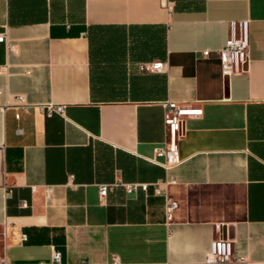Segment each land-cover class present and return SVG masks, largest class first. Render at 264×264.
Wrapping results in <instances>:
<instances>
[{
	"label": "crops",
	"instance_id": "0c3cea01",
	"mask_svg": "<svg viewBox=\"0 0 264 264\" xmlns=\"http://www.w3.org/2000/svg\"><path fill=\"white\" fill-rule=\"evenodd\" d=\"M169 2L0 0V32L16 46L0 42L6 264H110L113 254L124 264L264 262V0ZM243 19L250 59L226 77L217 50ZM155 61L166 71L140 70ZM18 95L66 104L65 116L25 113ZM167 100L203 110L186 118L169 167L154 155ZM117 180L148 188L112 185L101 197L99 184ZM167 197L178 204L171 219ZM217 238L244 260L206 262Z\"/></svg>",
	"mask_w": 264,
	"mask_h": 264
},
{
	"label": "built area",
	"instance_id": "2783aa9c",
	"mask_svg": "<svg viewBox=\"0 0 264 264\" xmlns=\"http://www.w3.org/2000/svg\"><path fill=\"white\" fill-rule=\"evenodd\" d=\"M167 7L171 4L169 0H162ZM230 36L226 43L219 48L218 54L220 57L222 75L230 77L233 74L245 71V68L249 62L250 52V38H249V20H232L230 22ZM0 42L5 43L11 50H15L16 46L9 42L7 33L5 31L0 32ZM203 55L208 56L210 53L209 49L203 50ZM142 71H166V63L163 61L145 62L139 65ZM17 103L14 105L16 108L21 109L23 112L28 113L31 108H38L44 115L50 117L54 114L59 116H65L66 104H29L25 97L22 95L16 96ZM203 113L202 108L194 106L189 102H178L174 100H167L164 102V122H165V140L162 145L157 146L154 149L155 157L162 156L165 158L163 165L169 167L180 162L179 157V140L185 134V123L186 118L190 116H198ZM19 116V112L16 113ZM112 185H122L128 192L137 190L138 188L147 189V183H126L122 180H117L112 184L101 183L99 184L100 196H105ZM36 186H33L35 189ZM45 194L50 197L53 193L54 186H44ZM165 192L162 187V183L158 182L155 187L156 194H163ZM21 207H28L26 200L20 201ZM178 204L176 201L166 198L165 211L167 219H171L174 210ZM27 236H22V241H26ZM53 258L56 262L60 261V252L57 250L53 251ZM244 258L239 257L233 247V240L229 238H217L211 243L210 250L206 254L205 261L208 263H227V262H238ZM0 264H6L5 260H0ZM110 264H124L120 258L113 254ZM249 264H264V262H250Z\"/></svg>",
	"mask_w": 264,
	"mask_h": 264
}]
</instances>
